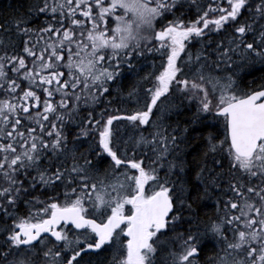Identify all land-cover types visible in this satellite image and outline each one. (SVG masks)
<instances>
[{
    "label": "snow or ice",
    "instance_id": "6c2138e0",
    "mask_svg": "<svg viewBox=\"0 0 264 264\" xmlns=\"http://www.w3.org/2000/svg\"><path fill=\"white\" fill-rule=\"evenodd\" d=\"M105 254L264 264V0L0 16V264Z\"/></svg>",
    "mask_w": 264,
    "mask_h": 264
},
{
    "label": "trees",
    "instance_id": "16d2710c",
    "mask_svg": "<svg viewBox=\"0 0 264 264\" xmlns=\"http://www.w3.org/2000/svg\"><path fill=\"white\" fill-rule=\"evenodd\" d=\"M27 3L28 0H0V16L9 15L10 13H13L16 10H23V8L26 7ZM149 61L151 60L141 62L146 71L152 70V67L148 63ZM141 75H143V73H141ZM171 120L174 121L175 117H172ZM207 131L208 130H205V134L207 133ZM221 137H222V129H221ZM188 159L191 160V156H189ZM194 207L198 209L200 217L204 220H207L209 216L213 218H215L216 216V208L212 201H203L201 202L200 206L194 204ZM102 259L104 260V264H108L109 260L111 259V256L110 254H105L104 257H102Z\"/></svg>",
    "mask_w": 264,
    "mask_h": 264
},
{
    "label": "rangeland",
    "instance_id": "374dc122",
    "mask_svg": "<svg viewBox=\"0 0 264 264\" xmlns=\"http://www.w3.org/2000/svg\"><path fill=\"white\" fill-rule=\"evenodd\" d=\"M148 63H149V65L152 67V62H151V61H149Z\"/></svg>",
    "mask_w": 264,
    "mask_h": 264
}]
</instances>
